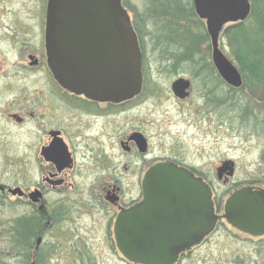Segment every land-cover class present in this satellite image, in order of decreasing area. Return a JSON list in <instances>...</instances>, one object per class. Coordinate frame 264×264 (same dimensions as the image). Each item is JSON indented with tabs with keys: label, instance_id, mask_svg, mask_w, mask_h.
Returning a JSON list of instances; mask_svg holds the SVG:
<instances>
[{
	"label": "flooded vegetation",
	"instance_id": "1",
	"mask_svg": "<svg viewBox=\"0 0 264 264\" xmlns=\"http://www.w3.org/2000/svg\"><path fill=\"white\" fill-rule=\"evenodd\" d=\"M47 4L48 0H0V160L5 155L14 176L9 184L0 171V240L5 236L11 242L10 248L0 243V264H138L117 247L115 226L122 214L131 224L134 209L145 200L144 176L158 163L173 164L201 180L210 190L217 217L203 241L182 251L172 264H197L193 253L220 233L236 246L237 254L225 248L218 262L204 259L198 264H264V224L234 219L225 208L237 191L250 188L259 193L264 188L246 185L225 197L215 182L221 181L227 190L229 170L219 176L218 170L216 175L203 172L176 157L150 158L148 138L140 126L133 130L132 109L154 90L148 66L153 57L146 52L166 29L162 34L163 29L156 26V34L146 31L141 36L133 27L141 59L136 95L120 102L94 100L61 87L48 67ZM187 35H178L177 40L182 52L189 54ZM5 47L15 54L4 52ZM158 75L166 78L165 93L178 106L198 108L196 117L212 106L211 88L206 89L211 81L233 89L215 70ZM179 79L189 82L188 96L183 99L172 91ZM140 138L145 147L140 146ZM21 175L26 181H21ZM5 202L15 210L6 232ZM140 213L145 217L146 210L141 207ZM102 255L110 260L99 262Z\"/></svg>",
	"mask_w": 264,
	"mask_h": 264
},
{
	"label": "water",
	"instance_id": "2",
	"mask_svg": "<svg viewBox=\"0 0 264 264\" xmlns=\"http://www.w3.org/2000/svg\"><path fill=\"white\" fill-rule=\"evenodd\" d=\"M192 3L196 15L206 21L216 71L229 86L239 88L241 76L219 50L218 37L225 25L248 17L249 1ZM45 35L48 67L61 87L105 102H120L139 92L140 52L121 0H48ZM188 89L189 82L183 79L172 85L180 99L188 96ZM138 142L145 146L142 138ZM231 168V163H224L219 176L227 170L231 175ZM143 184L145 200L134 209L131 224L124 214L118 218L117 247L133 263L172 264L178 254L198 246L213 230L217 217L210 190L187 170L166 163L150 168ZM225 208L234 219L264 224V192L237 191Z\"/></svg>",
	"mask_w": 264,
	"mask_h": 264
},
{
	"label": "rangeland",
	"instance_id": "3",
	"mask_svg": "<svg viewBox=\"0 0 264 264\" xmlns=\"http://www.w3.org/2000/svg\"><path fill=\"white\" fill-rule=\"evenodd\" d=\"M121 2L131 19L132 26L141 33V36L145 35L146 31L156 34L157 29H163L161 32L163 34L166 29L165 34H159V38L153 40L151 48L148 45L150 50L146 52L149 57H153L148 59V66L152 72L149 80L154 90L149 91L147 99L131 112L133 130L140 126L143 135L148 138L146 145L150 158L176 157L186 166L195 167L203 172L210 170L214 175L224 163H231L232 174L227 176L229 179L227 190L221 181L215 182V187L222 192L221 194L225 193L223 195L225 197L232 190L246 185L264 188V88L249 85L243 75L244 81L241 86L232 90H228L224 85L216 86L215 82L211 81L206 89L211 88L212 106L209 109H202L201 114L196 117L198 108L191 104L178 106L165 93L169 87L166 78L158 75L176 71L187 74L214 71L210 60L209 40L206 42L205 38L199 37L197 43L189 49V54L179 48L178 35H184L188 31L196 35L200 33L201 36L205 34V21L198 18L195 13L187 16L192 1L121 0ZM163 4L168 5L166 8L169 9H164ZM222 33L218 39L219 49L233 62L234 58ZM6 50V47L3 48L4 52H8ZM166 55L169 59H162V56ZM195 87L199 88L198 85ZM9 165L11 162L6 160L4 155L0 160V171L3 173V181L11 184L14 176ZM26 178L20 176L21 181L22 179L26 181ZM38 178L36 176V179ZM13 216L14 207L11 203L5 202L3 209L5 232L10 230ZM0 243L3 248L11 247V242L5 236ZM225 248L237 254L236 246L231 245L223 233H220L214 235L192 256L197 264L203 263L204 259L214 263L216 260L219 261V256ZM98 258L102 259L99 262L110 260L107 255Z\"/></svg>",
	"mask_w": 264,
	"mask_h": 264
},
{
	"label": "trees",
	"instance_id": "4",
	"mask_svg": "<svg viewBox=\"0 0 264 264\" xmlns=\"http://www.w3.org/2000/svg\"><path fill=\"white\" fill-rule=\"evenodd\" d=\"M251 12L248 19L242 23L231 24L223 31L225 40L229 47V52L233 56V62L248 84L264 88V0H249ZM164 9H169L166 4L162 5ZM187 16L193 15L192 5H189ZM182 13V12H181ZM187 41L192 47L196 40L208 37L204 34H193L187 32ZM190 38V39H189ZM185 44V45H186ZM182 46L180 41L179 48ZM248 75V76H246ZM243 79V80H244Z\"/></svg>",
	"mask_w": 264,
	"mask_h": 264
}]
</instances>
